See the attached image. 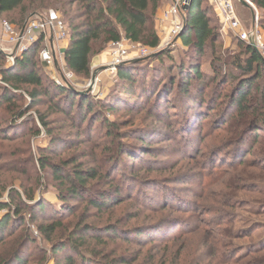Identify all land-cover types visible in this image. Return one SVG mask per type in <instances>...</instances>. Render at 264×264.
I'll return each mask as SVG.
<instances>
[{
  "label": "rangeland",
  "instance_id": "1",
  "mask_svg": "<svg viewBox=\"0 0 264 264\" xmlns=\"http://www.w3.org/2000/svg\"><path fill=\"white\" fill-rule=\"evenodd\" d=\"M44 1L51 2L53 6L32 14L25 21H22L20 11H16L1 17L0 22L22 28L30 19L55 13L67 28L69 38L63 47L68 48L72 22L75 25L82 22L75 19L78 8H68V15H65L56 5L59 0ZM178 1L181 0H163L159 11L152 15L153 24L156 25L160 13L163 16L165 11ZM244 1H249L255 6L252 0ZM235 7L245 28L251 30L253 10L248 4L242 5L239 0H235ZM255 7L261 20L263 12ZM184 16L185 12L182 13L181 20L185 19ZM212 17L221 35L216 43L215 54V57L222 59L215 61L217 67H220L219 72L222 74L227 71L229 75H237L234 58L236 59L242 51L239 48V41L232 32L222 29L215 12ZM260 27L264 33L261 22ZM171 28L172 25L169 23L167 35L161 39L160 47L152 50L145 57H137V53L146 47L134 44L136 48L130 49V58L124 64L134 63L140 67L145 66L147 72L144 76L149 77L160 66L163 69L173 67L172 65L187 60V54L194 55L195 53L184 48L181 42L176 43L177 38L169 37ZM40 49L34 54L33 60L37 63L45 88L53 91L54 87L60 86L58 84L60 83L64 87L74 89L91 101L99 117L121 123L117 133L137 129L138 135L146 139V147L150 148L147 150L148 154L144 155L139 149L143 143L141 140H135L134 137L122 138L121 134L117 138L108 137L101 124L102 120L95 123L93 129L90 127V131L86 124L83 125L81 131L87 129V132L78 135L80 129H77L72 120L66 119L63 114H51L53 98H39L38 101L41 102L36 108L22 118L17 117L18 114L32 107L28 92L30 93L34 88L22 87L19 92L21 97H18L14 106L3 105L0 108V203L8 202L12 190L20 193L22 197L26 190L28 193H35L37 200H46L50 205L59 206L57 189L60 184L54 180L50 168L44 172L40 170V157H49L52 165L63 167L67 172H74L77 169L97 171L100 169V174H103L108 169L106 159L109 157H106V154L112 151L111 155L118 156L117 149L108 147H112L114 141L120 140L134 143L136 148L133 152L139 153L142 159V162H137L127 156L121 158L122 172L118 179L122 173L126 175L124 183L131 188L133 197L130 199L126 193H123L124 202L117 208L102 214L98 213L93 218L94 210L88 211L85 203L72 202L73 214L69 216L68 212L66 213L68 216L62 218L64 227L61 229V234L51 241L45 240L36 231V225L44 223L42 218L34 225L27 222L34 243L30 244L23 254L26 264H55L57 260L63 261L68 253L55 255L52 253V248L57 241H65L70 236L69 233L79 225H94L102 228L112 224H119L129 231L125 234L129 237V242L91 243L90 250L99 253L104 263L110 264L118 260L116 264H121V260L126 259L127 263L136 261L135 264H264V252H259L264 248V195L242 190L240 174L225 166L226 152L222 153L221 148L226 134L212 128V122L218 117V111L201 122L198 129L201 137L197 141L196 154L184 153L182 144L184 142L180 141L178 132H175L178 128L179 132L180 129L188 128V120L182 117L181 110L163 109L158 114V110L150 111L152 110L150 106L142 104L132 108L128 107L130 105L118 104L114 112L107 109L106 105L116 102L117 95H120L125 87L117 76L119 67L115 71L109 68L113 52L112 44H96L91 56L89 77L74 75L71 80L67 78L71 71L66 65L64 55L58 53L55 64L49 67L40 60ZM0 53L4 56L0 60V67L6 69L13 68L19 59H15L14 62L8 59L7 55H16L15 49L9 46L5 47L4 53ZM160 56L161 59L157 60L156 58ZM197 59L201 69L213 78L211 64L214 59L211 50L207 49L205 55ZM93 78H95L94 82ZM0 87L2 88V85ZM231 87L232 82L225 88L224 95ZM38 113L47 116L45 121L52 134H47L41 126ZM259 135L264 137V132H260ZM52 138H57V141L51 145ZM258 151L256 147L255 154ZM253 158L261 159L257 155L249 156V159ZM212 160H220L216 169L211 167ZM247 172L256 173V170L248 168ZM246 179L245 186L251 181ZM90 185L99 190L105 189L106 181L90 182ZM166 187L173 195H177L180 200L187 203L185 210L173 212L169 209L161 210L158 206V210L153 212L144 207L152 204L144 201L147 197L155 202H162L161 193L166 191L170 195ZM136 198H139L140 202ZM5 213V211L0 212V216ZM24 215L28 220L29 212L26 211ZM159 222H161V232L149 236L156 240L142 247L137 245L132 230L138 231L142 227Z\"/></svg>",
  "mask_w": 264,
  "mask_h": 264
},
{
  "label": "trees",
  "instance_id": "2",
  "mask_svg": "<svg viewBox=\"0 0 264 264\" xmlns=\"http://www.w3.org/2000/svg\"><path fill=\"white\" fill-rule=\"evenodd\" d=\"M162 1L59 0L56 5L65 15H68V8L77 7L75 19L82 20L78 25L72 22L70 26L72 29L69 46L64 59L71 73L75 76L89 77L91 56L96 44L108 45L119 43L125 39L151 50L158 49L161 39L152 22V15L154 16L159 11ZM252 2L263 12L260 22L264 26V0H252ZM52 6L51 2L44 0H0V18L20 11L22 21H25L32 14L47 10ZM213 12L215 11L208 0H191L189 7L185 10V27L178 40L184 48L195 54L192 56L187 54V60L172 65L173 67L163 69L160 66L149 76L150 78L144 76V73L147 72L145 66V68L142 65L140 67L134 63L120 66L117 76L119 82L125 84L124 90L120 95H117L118 102L110 103L106 107L109 111L114 112L122 104L130 105L128 107L131 108L142 104L150 106L152 109L150 111L158 110V114L163 109L181 110L182 117L188 120V128L180 129V132L178 128V131L175 132H178L177 136L181 138L180 141L184 142L182 143L183 152L187 154L191 152L196 154L198 150L197 141L201 137V132H198V129L201 122L218 111V117L212 122V128L226 134L221 148L222 153L226 152L225 166L240 174L242 190L256 192L263 196L264 137L259 134L264 132V57L252 46L238 40L239 48L242 51L236 59L234 58L237 75H229L227 71L221 74L220 67H217L215 62L222 60L215 57L216 43L220 40L221 35L214 25ZM40 46L41 41L20 57L13 68L0 67V86L2 85V88L0 87V108L3 105L14 106L18 97H21L19 92L22 87H33L34 90L28 92L32 107L26 112L18 114L17 117L22 118L36 108L41 102L38 101L39 98H53L51 114H63L66 119L72 120L77 129H80L78 135L86 133L90 127L93 129V125L102 120L101 124L108 137L117 138L121 134L122 138L133 139L134 137L135 140H141L143 143L139 148L140 153L147 155V150L150 147H146V139L138 135L137 129L126 133H117L121 123L99 117L95 106L87 97L67 86H56L53 91L44 87L37 63L33 60V56L41 48ZM207 49L211 50L214 59L211 64L213 78L201 69L197 59V57L204 56ZM161 57L156 59L160 60ZM3 58L4 56L0 53V60ZM224 68H227L226 64ZM231 82L230 91L224 95L225 88ZM38 114L41 126L47 134H52L45 121L47 116ZM85 124L87 129L81 131ZM56 141L57 138H52L51 145ZM133 144L128 141H114L112 147L108 148L117 149L118 156L111 155L112 151L106 154V157H109L106 159L108 169L103 174H100V169L99 171L77 169L74 172H67L63 167L52 165L49 157H40V170L44 172L50 168L54 180L60 184L57 189L59 206L50 205L46 200H37L35 193H28L25 190L24 197H22L20 193L12 190L9 193L8 202L0 203V212H6L0 216V264H26L23 254L28 246L34 243L33 237L29 234L27 222L34 225L42 218L44 223L36 225V231L45 240L51 241L62 232L61 229L64 227L62 218L73 214L72 202L85 203L88 211L94 210L95 213H92L94 218L98 213L102 214L120 206L124 202L123 193H126L131 199L133 197L131 188L124 183L126 175L122 173L119 179L118 176L122 172L121 158L127 156L129 159L142 162L139 153L133 152V149L136 148ZM256 147L259 151L255 154ZM256 155L261 159H249V156L255 157ZM219 161L212 160L211 167L216 169ZM64 165L68 166L67 163ZM248 168L256 170V173L248 174ZM246 178L251 181H247L245 186ZM102 180L106 181L105 189L99 190L96 187L92 188L93 184V186L90 185V182L98 183ZM167 190L170 192L169 189ZM170 193V195L166 191L161 193L162 202H155L145 196L147 198L144 201L152 204L144 207L153 212L158 210V206L161 210L169 209L173 212L185 210L187 203L180 200L177 195H173L172 192ZM139 198H136L138 202H140ZM26 211L29 212L28 220L24 215ZM160 224L161 222L142 227L138 231L133 229L137 245L142 247L152 244L156 239L149 236L161 232ZM63 232H67V230H63ZM127 232L129 231L119 224L107 225L102 228L94 225H79L69 233L70 236L65 241H57L54 244L53 254L68 253L63 261L57 260L55 264H108L102 262L99 253L90 250L89 245L91 243L106 244L108 241L126 242L129 240V237L125 235ZM259 252H264V248ZM121 262L123 264L136 263V261L127 263L126 259H122ZM116 263L118 260H114L110 264Z\"/></svg>",
  "mask_w": 264,
  "mask_h": 264
},
{
  "label": "built area",
  "instance_id": "3",
  "mask_svg": "<svg viewBox=\"0 0 264 264\" xmlns=\"http://www.w3.org/2000/svg\"><path fill=\"white\" fill-rule=\"evenodd\" d=\"M208 2L213 7L222 29L232 32L238 40L254 46L264 57V33L260 27L259 12L252 3L245 1L253 10L252 27L251 30H247L238 16L235 0H208ZM190 3L191 0H181L165 11L163 21L170 22L172 25L169 33L170 38L176 39L182 32L184 20H181V15ZM68 38L69 34L64 22L55 13L30 19L22 28H17L7 22H0V52L4 53L6 46L14 48L16 55H7L12 62L22 57L30 47L41 41L39 58L49 67H53L58 53L65 55L67 47L65 48L63 45ZM125 42L130 41L123 39L119 43H111L113 52L109 68L112 71H115L130 58V49L136 48L135 43L131 42L132 44L125 45ZM151 52L152 50L148 48L139 50L137 57H145ZM73 77V73L67 75L69 80Z\"/></svg>",
  "mask_w": 264,
  "mask_h": 264
},
{
  "label": "crops",
  "instance_id": "4",
  "mask_svg": "<svg viewBox=\"0 0 264 264\" xmlns=\"http://www.w3.org/2000/svg\"><path fill=\"white\" fill-rule=\"evenodd\" d=\"M169 23L170 22L163 21V16L160 13L158 20H157V23L155 25L156 32H157L160 39H162L165 35H167V31L169 29ZM176 43L180 44V40H177Z\"/></svg>",
  "mask_w": 264,
  "mask_h": 264
},
{
  "label": "water",
  "instance_id": "5",
  "mask_svg": "<svg viewBox=\"0 0 264 264\" xmlns=\"http://www.w3.org/2000/svg\"><path fill=\"white\" fill-rule=\"evenodd\" d=\"M241 3H242V5H244V6H246L247 5V3L244 1V0H241L240 1ZM184 27H185V22H184V24H183V29H182V32H183V30H184ZM182 32L180 33V35L178 36V38L177 39H179L180 38V36H181V34H182ZM256 51H257V49L254 47V46H252ZM95 81V78H93V82Z\"/></svg>",
  "mask_w": 264,
  "mask_h": 264
}]
</instances>
